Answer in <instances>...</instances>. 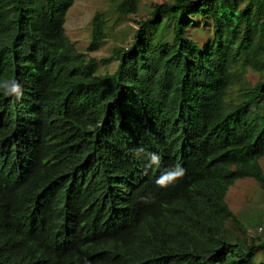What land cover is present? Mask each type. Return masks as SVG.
<instances>
[{
    "label": "trees",
    "instance_id": "1",
    "mask_svg": "<svg viewBox=\"0 0 264 264\" xmlns=\"http://www.w3.org/2000/svg\"><path fill=\"white\" fill-rule=\"evenodd\" d=\"M75 1L0 0V81L23 88L0 90V264H257L264 240L226 197L245 178L264 188V0L154 5L101 63L66 33ZM197 18L212 25L203 46ZM162 26L173 40L155 38ZM106 38L97 13L87 51ZM177 164L184 176L158 186Z\"/></svg>",
    "mask_w": 264,
    "mask_h": 264
},
{
    "label": "rangeland",
    "instance_id": "2",
    "mask_svg": "<svg viewBox=\"0 0 264 264\" xmlns=\"http://www.w3.org/2000/svg\"><path fill=\"white\" fill-rule=\"evenodd\" d=\"M123 0H76L70 8L66 19V33L77 49L88 54L89 59L102 62L114 56L116 50L128 48L132 45L135 32L138 30L139 21L149 19L154 5L171 3L174 0H138V11L129 16L118 12V5ZM100 13L106 21L107 38L97 52L87 51L92 38V20ZM195 29L188 30V35L198 42L200 46L208 43L213 38L212 25L203 19L197 18ZM170 27L162 26L155 34V38L168 41L173 40ZM118 62L112 61L107 65L101 64L100 74H113L117 70ZM240 74L247 87H252L259 80V73L245 65L240 66ZM234 98L236 95L233 96ZM264 114V101L260 105ZM264 171V157L260 160ZM226 201L237 216L242 229L250 239L264 240V231L260 232L264 216V188L254 178L238 180L227 194ZM231 226L233 224H230ZM239 235L242 230L237 231ZM256 263H264V252L257 254Z\"/></svg>",
    "mask_w": 264,
    "mask_h": 264
},
{
    "label": "clouds",
    "instance_id": "3",
    "mask_svg": "<svg viewBox=\"0 0 264 264\" xmlns=\"http://www.w3.org/2000/svg\"><path fill=\"white\" fill-rule=\"evenodd\" d=\"M0 90L3 91L4 96L15 97L20 100L23 97L22 85L15 79H5L0 81ZM144 150L139 149L138 152L142 153ZM150 159L151 165H159L160 156L156 153L147 154ZM185 174V169L177 164L174 168L165 171L160 177L156 179V184L160 187H167L173 184L176 180L182 178Z\"/></svg>",
    "mask_w": 264,
    "mask_h": 264
},
{
    "label": "built area",
    "instance_id": "4",
    "mask_svg": "<svg viewBox=\"0 0 264 264\" xmlns=\"http://www.w3.org/2000/svg\"><path fill=\"white\" fill-rule=\"evenodd\" d=\"M264 231V216H263V222H262V226H261V230L260 232Z\"/></svg>",
    "mask_w": 264,
    "mask_h": 264
}]
</instances>
